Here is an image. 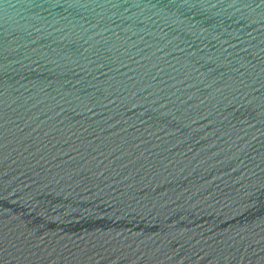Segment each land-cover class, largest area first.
Returning <instances> with one entry per match:
<instances>
[{"label": "water", "instance_id": "obj_1", "mask_svg": "<svg viewBox=\"0 0 264 264\" xmlns=\"http://www.w3.org/2000/svg\"><path fill=\"white\" fill-rule=\"evenodd\" d=\"M0 264H264V0H0Z\"/></svg>", "mask_w": 264, "mask_h": 264}]
</instances>
